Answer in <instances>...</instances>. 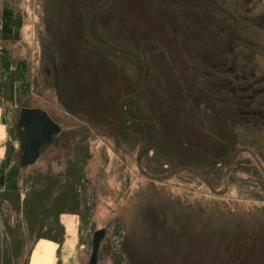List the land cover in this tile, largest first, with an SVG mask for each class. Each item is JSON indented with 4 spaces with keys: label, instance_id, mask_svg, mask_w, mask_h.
I'll return each instance as SVG.
<instances>
[{
    "label": "rangeland",
    "instance_id": "obj_1",
    "mask_svg": "<svg viewBox=\"0 0 264 264\" xmlns=\"http://www.w3.org/2000/svg\"><path fill=\"white\" fill-rule=\"evenodd\" d=\"M5 2L20 25L0 52L22 72L0 93L19 169L0 264L38 236L40 263L88 264L100 228L96 264H264V0ZM22 107L60 126L24 166Z\"/></svg>",
    "mask_w": 264,
    "mask_h": 264
},
{
    "label": "trees",
    "instance_id": "obj_2",
    "mask_svg": "<svg viewBox=\"0 0 264 264\" xmlns=\"http://www.w3.org/2000/svg\"><path fill=\"white\" fill-rule=\"evenodd\" d=\"M19 20L18 16L14 15L12 7L8 5V3H4L1 7V14H0V40H7V39H17L18 38V28H19ZM20 66V64H18ZM18 65L15 68L10 67V62L8 60V56L3 49L0 52V78L1 75L4 74L5 82L0 80V93H3L5 99L8 101H12L14 94L16 92V86L14 85L15 82L21 77L22 71H17L16 69L19 68ZM3 88V89H2ZM1 122L6 125V120L2 115ZM8 129V128H7ZM238 144V143H236ZM241 148L243 149H253L255 146V142L252 140L244 141L239 143ZM45 146V144H43ZM42 146V147H43ZM41 147V148H42ZM7 150L4 155L0 159V187L4 188L7 192H12L17 188V178L19 174L18 166L12 160V153H13V145L11 143L7 144ZM254 151V150H253ZM260 162L263 165V160L259 158ZM71 164V162L69 163ZM205 165L209 164V168H214L218 170L219 177L222 176L221 170L218 166H221V161H211L210 163L205 162ZM258 169V167H255ZM67 175H72V178L82 177L79 174L80 171H73L72 168L69 171L67 170ZM79 172V173H78ZM75 174V176H74ZM260 177V176H258ZM75 181V180H74ZM255 195L257 193L255 192Z\"/></svg>",
    "mask_w": 264,
    "mask_h": 264
},
{
    "label": "water",
    "instance_id": "obj_3",
    "mask_svg": "<svg viewBox=\"0 0 264 264\" xmlns=\"http://www.w3.org/2000/svg\"><path fill=\"white\" fill-rule=\"evenodd\" d=\"M18 130L21 166L34 163L43 144L52 140V135L60 131V126L48 113L39 107H22L16 123ZM105 232L104 228L95 230L91 237V252L88 264H96L97 249Z\"/></svg>",
    "mask_w": 264,
    "mask_h": 264
},
{
    "label": "crops",
    "instance_id": "obj_4",
    "mask_svg": "<svg viewBox=\"0 0 264 264\" xmlns=\"http://www.w3.org/2000/svg\"><path fill=\"white\" fill-rule=\"evenodd\" d=\"M44 237L45 236H38L33 241L28 254L27 264H42L38 260V256H40V253L42 252L43 249L42 240L44 239Z\"/></svg>",
    "mask_w": 264,
    "mask_h": 264
},
{
    "label": "flooded vegetation",
    "instance_id": "obj_5",
    "mask_svg": "<svg viewBox=\"0 0 264 264\" xmlns=\"http://www.w3.org/2000/svg\"><path fill=\"white\" fill-rule=\"evenodd\" d=\"M52 138H53V135H52ZM42 146H43V145H42ZM42 146H41V147H42ZM40 149H41V148H40Z\"/></svg>",
    "mask_w": 264,
    "mask_h": 264
}]
</instances>
